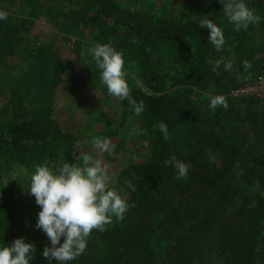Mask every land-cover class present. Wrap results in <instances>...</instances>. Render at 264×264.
Listing matches in <instances>:
<instances>
[{
  "label": "trees",
  "instance_id": "1",
  "mask_svg": "<svg viewBox=\"0 0 264 264\" xmlns=\"http://www.w3.org/2000/svg\"><path fill=\"white\" fill-rule=\"evenodd\" d=\"M244 2L261 21L240 31L219 0L70 2L66 12L78 31L110 44L122 54L124 68L135 70L144 91L128 85L144 110L137 116L127 100H119L118 116L136 117L150 138L148 156L123 166L108 184L128 204L124 218L113 216L104 231L93 230L84 253L68 264H264V99L228 95L247 82L264 52V0ZM33 18L34 12L0 20V76L11 83L0 91V177L19 164H81L73 154L75 136L57 125L47 105L57 89L76 92L80 71L50 50L23 64L19 34L32 27ZM193 18L222 29L220 51L208 41L210 30ZM88 58V75H100ZM221 58L232 68H215ZM245 60L252 65L247 70ZM217 95L226 98V109L210 108ZM160 122L168 126V139ZM176 161L188 166L186 179H177ZM29 188L28 202L0 203V248L23 237L36 248L30 264H56L42 255L50 246L46 234L28 233L32 214L41 210Z\"/></svg>",
  "mask_w": 264,
  "mask_h": 264
},
{
  "label": "clouds",
  "instance_id": "2",
  "mask_svg": "<svg viewBox=\"0 0 264 264\" xmlns=\"http://www.w3.org/2000/svg\"><path fill=\"white\" fill-rule=\"evenodd\" d=\"M223 11L236 31L246 30L250 24H258L260 15L249 8L244 0H219ZM0 20H7V13L0 11ZM193 23L210 30L208 41L217 51L225 44L222 29L210 19L193 18ZM96 67L101 70L100 80L106 86L110 96L120 101L127 100L137 116L144 110L143 102L137 103L132 97L124 68L125 61L120 52L110 44H97L90 49ZM223 64L225 70L232 68V62L223 58L215 62L218 68ZM244 69L251 68V63L243 61ZM210 108L215 111L218 106L227 108L226 98L217 95L211 98ZM159 130L168 139V126L160 122ZM92 144L99 153H110L113 150L111 141L95 138ZM81 164L64 163L51 169L46 165L37 166L31 176L29 194L35 197L40 206L35 227L43 230L50 241V246L43 250V257L56 264H68L82 255L87 248V240L93 230L104 231L112 223V217L123 219L128 204L115 190L109 188V169L99 159L89 154L79 157ZM211 159V157H210ZM177 179H186L188 166L176 161ZM128 187L135 191L130 181ZM63 238V243H61ZM36 253L32 243L24 238L15 239L11 245L0 248V264H30Z\"/></svg>",
  "mask_w": 264,
  "mask_h": 264
},
{
  "label": "rangeland",
  "instance_id": "3",
  "mask_svg": "<svg viewBox=\"0 0 264 264\" xmlns=\"http://www.w3.org/2000/svg\"><path fill=\"white\" fill-rule=\"evenodd\" d=\"M36 1V7L31 8L25 0H4L0 11L6 12L12 18L27 16L34 12L32 27L19 34L22 37L19 54L22 56L23 64L30 60H39L41 56L44 57L46 50H50L62 64H73L74 68L79 69L80 78L76 92L68 94L57 89L51 101L47 103L49 114L62 130L75 136L73 154L79 162L82 163L79 159L82 154H89L94 160L99 159L109 169L110 183L123 166L148 156L150 136L139 127L136 117L127 115L123 121H120L119 100L108 94L106 86L100 80V75H88L90 49L97 43L90 39L88 31L80 33L74 26L75 21L68 17L66 8L71 7L72 0ZM115 1L128 5L138 0ZM151 5L155 6L152 3ZM255 44L260 47L262 43L260 39H256ZM260 51L256 56L257 60L253 63L255 65L252 67V76H245L247 82L235 88L239 89L238 94L232 96L250 95L257 83V77L264 78V52ZM125 71L128 84L144 91L136 78L135 70L125 69ZM18 73L19 71L16 70L12 76L16 77ZM10 87L9 78L0 76V91L6 92ZM204 96L210 98L208 93ZM95 138L110 140L113 150L110 153H99L92 144ZM35 170L19 164L7 175L1 176L0 203L4 201L15 203L17 200L22 204L28 202L26 189L30 186L31 176ZM16 184L22 188L18 190ZM37 219L38 213H33L32 226L28 228V233L32 236L43 233V230L35 227Z\"/></svg>",
  "mask_w": 264,
  "mask_h": 264
},
{
  "label": "built area",
  "instance_id": "4",
  "mask_svg": "<svg viewBox=\"0 0 264 264\" xmlns=\"http://www.w3.org/2000/svg\"><path fill=\"white\" fill-rule=\"evenodd\" d=\"M239 89H234L230 91V95H236L238 94ZM250 95H253L255 97H261L264 98V78L263 77H257V83L255 84L252 93H249Z\"/></svg>",
  "mask_w": 264,
  "mask_h": 264
}]
</instances>
